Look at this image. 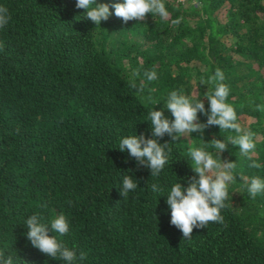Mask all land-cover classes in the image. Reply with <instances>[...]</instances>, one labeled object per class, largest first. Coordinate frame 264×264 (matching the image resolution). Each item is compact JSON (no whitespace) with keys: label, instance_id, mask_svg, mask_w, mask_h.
Here are the masks:
<instances>
[{"label":"trees","instance_id":"trees-1","mask_svg":"<svg viewBox=\"0 0 264 264\" xmlns=\"http://www.w3.org/2000/svg\"><path fill=\"white\" fill-rule=\"evenodd\" d=\"M195 1L163 0L167 19L149 13L124 23L111 7L123 0H97L112 14L95 25L75 0H0L10 15L0 28V251L13 264H65L27 239L33 214L44 222L67 217L69 233L57 238L87 253L82 264H264V192L252 199L246 190L252 177L264 180V111L255 110L264 105V0ZM136 68L143 93L129 86ZM217 68L255 149L250 159L231 144L220 154L236 162L225 223L194 228L183 240L170 224L166 194L195 175L187 150L213 138L228 143L236 133L210 126L175 143L157 138L172 149L158 177L121 152L119 140L153 138V108L174 119L164 107L170 91L201 99L207 110L204 93L213 86L199 81ZM145 70L158 78L147 81ZM149 95L158 103H148ZM253 161L261 167H249ZM123 175L138 182L127 197L119 192ZM152 183L164 191L152 192Z\"/></svg>","mask_w":264,"mask_h":264},{"label":"clouds","instance_id":"clouds-1","mask_svg":"<svg viewBox=\"0 0 264 264\" xmlns=\"http://www.w3.org/2000/svg\"><path fill=\"white\" fill-rule=\"evenodd\" d=\"M75 7L84 10L86 19L95 25H100L101 21L108 20L112 14L109 5L97 3V0H75ZM114 15L124 23L135 20L143 22L147 14L158 15L161 19H167V11L163 0H123L122 3L111 5ZM10 20L7 8L0 6V28H4ZM178 18L172 21L179 24ZM4 47L0 42V50ZM141 75L139 68L131 71L129 86L143 93L145 85L137 84L136 78ZM143 76L147 81H155L157 73L155 70H145ZM225 79L224 73L217 68L213 75L206 80L201 79L200 84L212 85V90L204 93V98L208 102V109L201 99L191 100L188 96L178 91H170L167 95L164 107L169 110L174 118L169 120L165 117L163 110L149 111L147 120L151 123V135L153 138L146 139L145 135H129L119 140V150L135 158L137 166H143L150 170L152 177H158L169 163L171 154V143H175L179 137L189 136L193 132L203 133L205 128L218 126L220 131H234L236 135L227 137L228 143L224 140L213 138L204 142L205 146L192 147L187 150V154L192 161V171L194 176L187 180V187H182L181 183L173 184L166 194V204L170 210V224L175 226L181 233L183 240H191L193 229H204L209 222L224 225V217L221 210L226 207L225 202L229 198L228 187L234 183L236 162L227 159L221 160L220 154L227 149L228 144L238 146L242 156L250 159V153L255 149L254 133L245 130L237 123V114L234 107L227 103L229 87L222 81ZM208 89V88H207ZM148 103L157 104L149 95L146 97ZM255 110L264 111V105H256ZM197 113L207 117L205 123L198 122ZM171 138V143L160 144L157 138L165 135ZM202 139V138H201ZM203 140V139H202ZM211 147L216 150V158L212 152L206 150ZM251 168H260L261 165L253 161L249 164ZM247 180V178H245ZM138 182L129 175H123L122 187L119 190L122 197H127L130 191L137 188ZM154 193L163 192L164 189L157 183L151 184ZM247 193L250 198L264 192V180L259 177H252L247 183ZM27 227L26 237L31 245L43 254L52 259L63 260L65 264H82L87 259V253L81 251L77 255L76 250L69 249L58 236L69 233L70 227L67 217L58 214L44 222V218L36 214L31 215L25 221ZM49 231L54 235L49 236ZM0 264H13V257H5L0 251Z\"/></svg>","mask_w":264,"mask_h":264},{"label":"rangeland","instance_id":"rangeland-1","mask_svg":"<svg viewBox=\"0 0 264 264\" xmlns=\"http://www.w3.org/2000/svg\"><path fill=\"white\" fill-rule=\"evenodd\" d=\"M181 1H188V0H181ZM192 1H193L192 3H196L197 4V2L195 0H192Z\"/></svg>","mask_w":264,"mask_h":264}]
</instances>
